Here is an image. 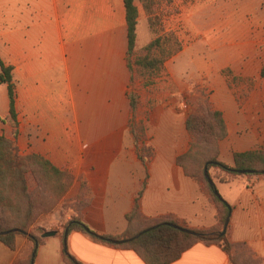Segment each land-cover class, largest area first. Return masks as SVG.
<instances>
[{"label":"crops","instance_id":"obj_1","mask_svg":"<svg viewBox=\"0 0 264 264\" xmlns=\"http://www.w3.org/2000/svg\"><path fill=\"white\" fill-rule=\"evenodd\" d=\"M229 1L231 11L208 18L206 49L191 62L203 67L207 77L222 68H235L231 80L236 77L244 82L243 89L233 85L227 89L222 85V89L215 90L216 82L218 86L228 80L219 75L212 81L214 90L207 95V103L221 112L226 127V137L218 143V159L227 166L232 165L233 153L264 147V78L260 76L264 67V0ZM186 2H174L180 12L166 18L165 33L179 31L182 35L188 23ZM4 3L6 32L21 36L19 85L14 97L20 139L16 142L21 145L23 155H40L73 176L68 195L78 192L77 180L85 182L89 203L82 214L89 230L99 236L121 235L128 228L125 216L131 212L138 194V208L144 218L172 216L193 229L215 225V207L200 185L185 176L175 162L177 156L187 151L190 142L184 126L188 114L181 111L182 100L189 97V76L185 72L184 78L182 70L190 64L184 57L187 47L182 36L177 53L163 62L164 74L168 76L164 77V84H170L172 90L160 98H169L164 101L169 105L166 106L169 118L166 123L149 125L144 144L153 149V155L142 164L134 154L132 140L128 135L124 138V121L130 110L126 96L128 69L121 65L117 88L110 95L107 60L87 59L78 51L76 38L119 32L125 39L126 52L123 0H4ZM136 5L135 49L139 50L155 36L148 30L142 8ZM142 24L146 25L149 37L139 43L138 28ZM250 71L252 75L247 73ZM160 98L155 99L158 102ZM178 98L180 111L175 106ZM140 99L144 100L142 94ZM7 114V90L0 85V120ZM110 114H117L122 124L110 128ZM110 131L116 133L110 135ZM0 135L12 138L6 122L0 121ZM111 152L114 154L110 155ZM212 181L218 195L230 207L226 229L229 242L244 244L264 264V176L250 180L239 177L227 183ZM59 214L55 210L42 216L31 227L30 235L41 240L31 264H68L64 260V230L58 226ZM45 231L56 234L41 238L39 234ZM66 245L70 256L81 264H144L132 250L94 242L77 231L67 234ZM32 247L34 250L27 236L21 235L15 239L14 250L0 243V264H13L17 258L27 257ZM169 264L232 263L218 246L195 243Z\"/></svg>","mask_w":264,"mask_h":264},{"label":"trees","instance_id":"obj_2","mask_svg":"<svg viewBox=\"0 0 264 264\" xmlns=\"http://www.w3.org/2000/svg\"><path fill=\"white\" fill-rule=\"evenodd\" d=\"M123 3L127 27V56L135 48V28L138 17L136 4H139L146 16L148 30L155 35V38L141 48L144 53L135 59L134 64L144 70L147 76H156L162 69L165 59L170 56V52L166 49L168 38L162 39L157 35L154 0H123ZM128 68L132 70L129 62ZM12 71V66L5 65L0 57V84L6 86L8 97V114L1 121L11 124L14 128L12 135L15 136L17 123L14 107L15 83ZM260 76L264 78V67L260 70ZM127 97L133 113L137 108L138 96L129 94ZM184 126L190 138L189 147L186 152L176 157L175 162L185 176L201 186L209 202L215 207V225L206 229H192L197 233V236H193L172 227L185 228L183 223L172 216L159 219L144 218L139 212L140 194H138L131 212L125 216L128 228L118 236L102 235L105 240H100L85 232L88 226L83 219L82 211L88 205L89 199L87 197L83 199V196L79 195L73 199L76 207L74 210L71 209V215L63 225V230L67 228L68 233L81 232L88 235L94 242L132 250L144 264H169L195 243L218 246L227 254L232 264H260L244 244L229 242L227 230L223 236L218 237L230 207L220 196H215L214 192H217L215 186L211 187L207 184L203 167L206 165L210 179L221 183H227L239 177L250 180L264 176V147L233 153L231 166L221 163L218 159V143L226 137V127L221 112L212 109L206 101L191 106ZM240 171L250 173L240 174ZM254 171H260V173H253ZM70 178L68 173L58 169L40 155L19 156L12 143L0 135V243L9 250H14L15 239L21 235L27 236L29 241L33 244L35 241L39 245L41 240L30 235L31 225L40 214L51 212L56 201L67 191ZM30 180L34 184L33 188L29 185ZM78 192L86 194L85 187L79 188ZM151 227L153 228L149 229ZM11 229H19L25 234L3 233ZM145 229L149 230L127 243L112 244L106 241L107 239H130ZM32 250L33 247L27 257L17 258L13 264H31ZM64 260L68 264H74L65 255ZM76 264L81 263L76 262Z\"/></svg>","mask_w":264,"mask_h":264},{"label":"rangeland","instance_id":"obj_3","mask_svg":"<svg viewBox=\"0 0 264 264\" xmlns=\"http://www.w3.org/2000/svg\"><path fill=\"white\" fill-rule=\"evenodd\" d=\"M178 0H154L155 12L154 17L156 20V29L158 31L157 35L162 34L160 37L162 39L168 38V44L166 49L170 52L169 55H175L180 48V38L182 36V42L186 45L184 52V57L190 62L189 66L183 68L182 75L187 73L188 82H189V97L182 100V110L180 109L181 99H175V106L177 105L178 111H183L184 113H189L191 106L193 104H202V102H207V95L214 90L213 80H216L219 75L228 77L226 83L220 84L216 82V89H222V85H225L227 89L233 85V87H241L243 81H239L234 77L231 80V75L235 68H222L221 72H215L210 74L209 77L203 73V67L191 64L193 59H196L200 54L206 49V41L208 40V32L210 29V22L208 18L212 19L215 16H219L221 12H228L232 9V2L229 0H186L188 2L185 5L184 11L185 15L188 18L187 26L182 33L179 34V31H167L166 29V18L170 14L179 13L178 9L174 2ZM186 2V3H187ZM5 7L6 4L4 0H0V57L8 65H13V79L15 83V95L16 88L19 85V73H20V60H21V36L7 33L6 28V19H5ZM155 36V35H154ZM68 37V36H66ZM73 36H71L72 38ZM149 37V32L145 24L140 25L138 28V42H144ZM77 45L78 51L83 52L87 59L94 60H107L108 72H109V91L110 95L113 94L117 88V82L120 78V68L124 64L130 73V80L126 90V96L129 94H136L138 96V104L136 110L132 113L129 110L128 115L124 121L125 134L124 138H130L132 140V145L134 149V154L140 160L142 164H145L148 161V158L153 155V149L150 146L144 144V141L148 138L149 125L155 123H166L169 116L167 113V107L164 101L169 100L168 97L160 98L161 94L171 91L172 86L165 85L166 79L168 77L164 72H166L164 66L156 76L149 77L146 75V72L142 69H139L134 64L136 58L143 55L141 49L134 50L129 56H127V50L124 52L125 48V39L123 35L119 32L114 34H96V35H77ZM63 39H67L63 37ZM68 40V39H67ZM128 59V60H127ZM128 62L131 65L130 70L128 68ZM180 67H178V72H180ZM215 68H211L214 70ZM244 70V68H241ZM249 75H252L253 72H247ZM185 78V76H184ZM3 85V84H0ZM4 88V87H3ZM240 89H243L242 87ZM142 96L144 100L140 99ZM144 94V95H143ZM149 96V97H148ZM158 99V102L155 98ZM153 98V99H152ZM128 99V97H127ZM129 101V99H128ZM1 121V120H0ZM2 122V121H1ZM185 122V121H184ZM3 123V122H2ZM17 123V121H16ZM108 123L110 128H115L116 125L120 126L122 121L117 114H110L108 116ZM7 124L11 127V136L12 138H7L13 145L16 153L19 156H26L22 154L21 145L19 143V137L16 127V135L13 136L14 128L9 122ZM116 131H110V135L115 134ZM110 138H114L109 136ZM19 139V140H18ZM125 153L128 154L127 147ZM24 150V149H23ZM114 152H111L110 155H113ZM133 154V152H131ZM29 155V154H28ZM60 169V168H58ZM68 173L71 178L69 182V187L64 195H62L59 200L53 206L51 212L46 214H40L31 227L42 217L48 215L55 210L60 212V222L58 224L59 228L63 231V225L68 221L71 215V209L74 210L76 203L73 202V199L79 195L83 196V199L88 197L86 194L77 192L76 194L68 195V190L72 187L74 182L73 176L67 171L60 169ZM78 187H85V182L81 179L77 180ZM31 188L34 187L32 181H29ZM201 187V186H200ZM79 191V190H78ZM183 226L189 230L193 228L188 227L185 223ZM31 231V228H30Z\"/></svg>","mask_w":264,"mask_h":264},{"label":"water","instance_id":"obj_4","mask_svg":"<svg viewBox=\"0 0 264 264\" xmlns=\"http://www.w3.org/2000/svg\"><path fill=\"white\" fill-rule=\"evenodd\" d=\"M240 174H244V173H250L249 171H240L239 172ZM253 173H260V171H254ZM203 174H204V177H205V180L207 182V184L209 186H213V181L212 179H210V177L208 176V173H207V169H206V165L203 167ZM215 196H219L217 192H214ZM228 222H229V213L227 214V217L224 221V224L222 226V229L220 231V233L218 234V237H221L225 234L226 232V229H227V226H228ZM176 229H178L179 231L181 232H184V233H187V234H190V235H193V236H197V233H195L194 231L192 230H189V229H186V228H182V227H176V226H172ZM153 227L149 228V229H152ZM149 229H145V230H142L141 232H139L138 234H136L135 236H133L132 238L130 239H125V240H106L112 244H123V243H127L135 238H137L138 236L142 235L143 233H145L146 231H148ZM8 232H17V233H21V234H25L24 232H22L21 230L19 229H11L7 232H3V233H8ZM85 232L86 233H89V234H92L93 236L95 237H98L100 240H105L102 236H99L97 234H94V233H91L90 230L87 228L85 229ZM56 234V231H45L43 233H40L39 236L41 238H47V237H50V236H53ZM67 234H68V229L66 228L64 230V233H63V253L64 255L69 259L71 260L74 264H76V261L70 256V254L68 253V250H67V245H66V237H67ZM28 235V234H27ZM36 247H37V244L36 242L34 241V250L32 252V257L34 255V252L36 250Z\"/></svg>","mask_w":264,"mask_h":264}]
</instances>
